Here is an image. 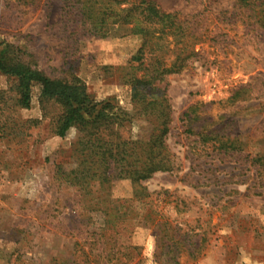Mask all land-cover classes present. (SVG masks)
Returning <instances> with one entry per match:
<instances>
[{"label":"rangeland","instance_id":"1","mask_svg":"<svg viewBox=\"0 0 264 264\" xmlns=\"http://www.w3.org/2000/svg\"><path fill=\"white\" fill-rule=\"evenodd\" d=\"M63 1L0 0V48L55 79L79 77L96 100L112 98L128 113L126 137L148 139L152 124L135 111L127 82L143 73L133 59L142 35L130 25L88 34ZM155 1L180 25L155 52L184 59L160 85L172 107L175 169L144 180L148 196L118 179L82 198L57 180L60 166L74 165L77 135L57 134L62 106L41 98L38 83L22 106L17 79L0 72V264H264V30L255 5ZM154 209L158 229L147 215ZM112 221L120 236L109 255L111 238L95 235Z\"/></svg>","mask_w":264,"mask_h":264},{"label":"trees","instance_id":"2","mask_svg":"<svg viewBox=\"0 0 264 264\" xmlns=\"http://www.w3.org/2000/svg\"><path fill=\"white\" fill-rule=\"evenodd\" d=\"M26 4L34 0H23ZM246 1V0H241ZM251 9L264 30V0H251ZM66 16L78 20L88 34L107 37L114 25H130L132 32L141 34L143 44L133 59L142 65L143 73L132 72L127 82L132 88L135 111L148 117L152 132L148 139L126 137L119 129L127 120L126 113L112 98L96 100L79 77L55 79L43 70L22 62H10L7 48H0V72L18 81L20 103L31 104L33 84L41 86V98L60 103L63 114L57 134L66 137L71 129L77 132L72 141L73 167L60 166L57 180L70 187L82 198L91 197L94 188L109 189L114 180L130 179L135 196H148L142 182L158 171H172L175 162L167 145L172 123V107L166 88L160 85L167 74L179 72L184 66L180 56L166 61L155 54L156 47L168 36L179 35L180 25L175 16L162 10L155 0H64ZM141 67V66H140ZM139 67V68H140ZM138 68V69H139ZM186 116L190 111L185 112ZM153 213V214H152ZM156 229L164 222L157 220L158 210L147 215ZM146 215V216H147ZM103 226L97 240L111 238L109 255L117 245L112 239L120 236L118 224ZM112 225V224H111ZM111 227L112 233L107 236ZM127 227H122L121 230ZM107 236V237H106ZM133 250L137 246L130 245ZM129 248V246H128ZM114 256V255H113Z\"/></svg>","mask_w":264,"mask_h":264}]
</instances>
